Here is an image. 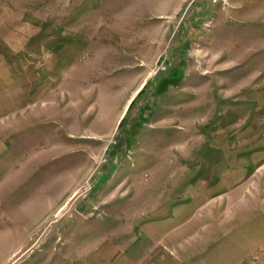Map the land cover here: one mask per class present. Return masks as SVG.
Masks as SVG:
<instances>
[{
    "label": "rangeland",
    "instance_id": "rangeland-1",
    "mask_svg": "<svg viewBox=\"0 0 264 264\" xmlns=\"http://www.w3.org/2000/svg\"><path fill=\"white\" fill-rule=\"evenodd\" d=\"M0 264H264V0H0Z\"/></svg>",
    "mask_w": 264,
    "mask_h": 264
},
{
    "label": "crops",
    "instance_id": "crops-1",
    "mask_svg": "<svg viewBox=\"0 0 264 264\" xmlns=\"http://www.w3.org/2000/svg\"><path fill=\"white\" fill-rule=\"evenodd\" d=\"M144 81H142L143 83ZM142 85V84H141ZM141 85H139L137 88H135L132 92V94L128 97V100L126 102V106L128 105L129 101L131 100V98L134 96V94L137 92V90L141 87ZM75 193V191L72 192V194L70 195V197ZM69 199V198H68Z\"/></svg>",
    "mask_w": 264,
    "mask_h": 264
}]
</instances>
